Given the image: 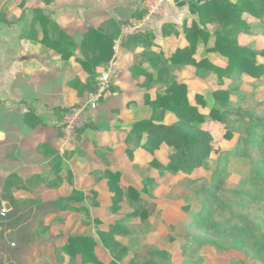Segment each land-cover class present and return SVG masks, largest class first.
I'll use <instances>...</instances> for the list:
<instances>
[{"label":"rangeland","instance_id":"1","mask_svg":"<svg viewBox=\"0 0 264 264\" xmlns=\"http://www.w3.org/2000/svg\"><path fill=\"white\" fill-rule=\"evenodd\" d=\"M225 1L237 5L236 17L225 20L209 4L194 7V17L163 47L134 59L130 70L143 97L134 120L127 122L124 145L110 153L101 150L100 170L82 185L84 200L69 201L72 212L45 225L46 243L33 264H190L189 258L233 264L235 257L264 264L258 233L233 222L221 206L224 202L264 231L261 203L243 195L264 197V191L247 158L234 155L248 129L264 134L252 125L254 118L264 117V16L247 10L250 0ZM240 57L255 59L263 69L255 76L233 71ZM220 90L228 92L229 101L215 94ZM189 107L197 114L192 119L183 113ZM230 109L245 115H232ZM144 119L204 135L210 155L190 169H174L169 157L174 148L162 143L152 149L149 130L140 123ZM249 153L264 169L261 148L252 145ZM212 185L219 189L207 196ZM200 236L206 244L191 251ZM158 251L169 252L170 258L150 257Z\"/></svg>","mask_w":264,"mask_h":264},{"label":"crops","instance_id":"2","mask_svg":"<svg viewBox=\"0 0 264 264\" xmlns=\"http://www.w3.org/2000/svg\"><path fill=\"white\" fill-rule=\"evenodd\" d=\"M10 1L0 8V264H33L45 225L83 199L101 150L124 145L143 97L134 59L163 47L195 13L182 0ZM109 65L115 83L65 138V112Z\"/></svg>","mask_w":264,"mask_h":264},{"label":"trees","instance_id":"3","mask_svg":"<svg viewBox=\"0 0 264 264\" xmlns=\"http://www.w3.org/2000/svg\"><path fill=\"white\" fill-rule=\"evenodd\" d=\"M253 2V5H247V10H255L261 16H264V0H250ZM249 0H243V2H250ZM209 4L214 6V8L221 11L222 17L227 20L230 16H237V9L235 8L237 5L232 2H226L225 0H203L201 3L193 4L194 7H199L201 5ZM252 12V11H251ZM235 62L238 64L233 71L241 73L244 72L248 75L255 76L261 72L263 69L262 64H257L255 59L248 57H240ZM217 96L222 97L223 100L229 101L228 92L226 90H220L215 92ZM232 115L244 116L245 114L241 110H228ZM183 113L189 116L191 119L195 117L196 111L193 107H189L183 110ZM140 123L148 129V141L147 143L151 148H157L162 143H165L174 148V150L169 154L170 161L172 162V166L174 169L182 168V169H190L193 166H197L201 163L203 158H206L210 155L212 147L210 146L208 140L204 135H198L190 133L189 131L181 128L180 126H176L174 124H167L164 122H160L155 124L151 119H144ZM139 123L134 124V128L138 129ZM253 127H260L264 132V117L254 118L253 119ZM243 147L241 145V149L235 150L234 155L244 156L248 161V168L256 174V177L259 181L260 188L264 191V169L261 168L260 165H256L251 159V155L249 153V148L252 145H256L261 148V153H264V134L260 135V131L254 132L251 129L247 130V133L242 140ZM245 148L246 151L243 150ZM227 154L226 152L221 154L224 156ZM264 163V161H262ZM219 189V185H212L209 189L205 190L207 196H214ZM247 198L251 199L254 203L260 202L262 205V209L264 211V197L252 195V194H243ZM222 208L225 210V213L232 215V220L239 225L247 227L250 231L258 233L259 237V246L258 248H264V231L260 229L259 224L254 223L248 219L245 215L242 216L238 212L233 211L234 209L230 208L224 202L221 203ZM240 221V222H237ZM69 239H75L77 236H70ZM198 242L190 245L193 247L191 251L194 249H200L201 246H204L207 242V238L204 236L198 237ZM69 243V242H68ZM68 245V244H67ZM66 245V246H67ZM210 245L214 247L217 251L222 250L220 246L216 243L211 242ZM187 247L186 249H188ZM155 256L165 259L170 258L169 252L158 251L150 254L151 258ZM190 264H201V262H194L193 259L189 258ZM233 264H250L244 261L239 257H235L234 260H231ZM148 264V263H147Z\"/></svg>","mask_w":264,"mask_h":264},{"label":"built area","instance_id":"4","mask_svg":"<svg viewBox=\"0 0 264 264\" xmlns=\"http://www.w3.org/2000/svg\"><path fill=\"white\" fill-rule=\"evenodd\" d=\"M161 1L163 0H153L150 5L154 7L156 3ZM116 77V70L109 65L96 75V89L89 91L83 101L77 102L68 108L61 123L65 138H73L76 131L88 123V112L97 107L99 101L107 94L111 84L115 83ZM5 211L6 208L3 207L1 214Z\"/></svg>","mask_w":264,"mask_h":264},{"label":"water","instance_id":"5","mask_svg":"<svg viewBox=\"0 0 264 264\" xmlns=\"http://www.w3.org/2000/svg\"><path fill=\"white\" fill-rule=\"evenodd\" d=\"M201 0H182L181 1V4L182 5H185V4H188V5H190V4H192L193 2H200ZM6 2V0L5 1H3V3H1V5H0V8L3 6V4Z\"/></svg>","mask_w":264,"mask_h":264}]
</instances>
